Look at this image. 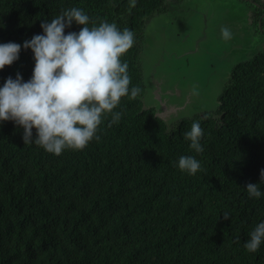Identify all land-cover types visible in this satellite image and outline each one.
<instances>
[{
  "label": "trees",
  "instance_id": "trees-1",
  "mask_svg": "<svg viewBox=\"0 0 264 264\" xmlns=\"http://www.w3.org/2000/svg\"><path fill=\"white\" fill-rule=\"evenodd\" d=\"M73 7L90 17L89 27L107 21L134 32L122 62L129 88L141 91L121 99L118 123L103 119L99 140L59 156L24 144L13 121L0 122V264H264V241L255 253L244 247L264 222V49L233 67L215 110L168 129L154 108H143L140 61L143 29L166 0H137L131 9L129 0H0V43L21 44L19 58L0 70V87L17 73L31 78L35 60L24 41ZM82 27L73 22L65 34ZM197 121L199 154L184 139ZM182 155L201 170L181 172ZM248 183L260 198L248 196Z\"/></svg>",
  "mask_w": 264,
  "mask_h": 264
},
{
  "label": "clouds",
  "instance_id": "clouds-1",
  "mask_svg": "<svg viewBox=\"0 0 264 264\" xmlns=\"http://www.w3.org/2000/svg\"><path fill=\"white\" fill-rule=\"evenodd\" d=\"M136 3L129 0V9ZM73 22L83 27L65 34V28ZM89 23L83 9L73 7L51 22H42L43 34L24 41L23 48L31 49L35 60L31 78L24 82L17 73L15 79L9 76L0 87V122L13 121L23 127L24 144L34 143L57 156L65 150H83L93 139L99 140L97 132L105 117L111 116L109 126L120 121L122 113L114 109L123 97L134 100L140 94L139 87L129 88V65L122 62L134 46V32L107 21H100L98 26L92 22V27ZM231 36L228 27L221 28L222 39ZM20 51L19 43H0V70L12 65ZM192 94H199L195 85ZM203 135L198 121L184 133L190 149L198 154L204 150L200 143ZM175 166L189 175L201 170L200 162L192 156H180ZM260 181L264 182V169ZM245 188L250 198L261 197L256 183H248ZM229 217L230 213H223L224 219ZM262 241L264 222L249 233L244 247L255 253Z\"/></svg>",
  "mask_w": 264,
  "mask_h": 264
},
{
  "label": "rangeland",
  "instance_id": "rangeland-1",
  "mask_svg": "<svg viewBox=\"0 0 264 264\" xmlns=\"http://www.w3.org/2000/svg\"><path fill=\"white\" fill-rule=\"evenodd\" d=\"M225 26L231 39L221 37ZM143 33V102L156 110L162 102L177 105L166 120L171 129L181 118L215 110L233 67L264 49V0H166V11L154 14Z\"/></svg>",
  "mask_w": 264,
  "mask_h": 264
},
{
  "label": "water",
  "instance_id": "water-1",
  "mask_svg": "<svg viewBox=\"0 0 264 264\" xmlns=\"http://www.w3.org/2000/svg\"><path fill=\"white\" fill-rule=\"evenodd\" d=\"M143 54V52L141 53V55ZM144 77V76H143ZM144 96L145 95H143L142 97H141V100H142V102H143V99H144ZM175 106H177V105H174V104H170V103H168V102H162V110H156V108H154V107H151V106H145L144 105V102H143V108L144 109H150V108H154L155 109V115L156 116H158V117H160L165 123H166V120L167 119H169V118H171L172 116V112H174V108H175ZM197 114V113H196ZM195 115V114H194ZM194 115H192V116H190V117H193ZM188 117V116H187ZM173 118V117H172ZM181 119H183V118H181ZM166 125H167V123H166ZM168 127V126H167ZM169 129V128H168Z\"/></svg>",
  "mask_w": 264,
  "mask_h": 264
}]
</instances>
